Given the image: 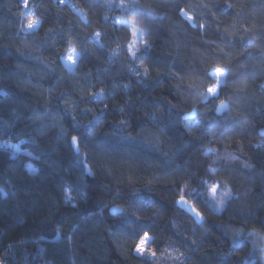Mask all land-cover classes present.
I'll use <instances>...</instances> for the list:
<instances>
[{
	"label": "trees",
	"instance_id": "trees-1",
	"mask_svg": "<svg viewBox=\"0 0 264 264\" xmlns=\"http://www.w3.org/2000/svg\"><path fill=\"white\" fill-rule=\"evenodd\" d=\"M0 155V264H264V0H0Z\"/></svg>",
	"mask_w": 264,
	"mask_h": 264
},
{
	"label": "rangeland",
	"instance_id": "rangeland-1",
	"mask_svg": "<svg viewBox=\"0 0 264 264\" xmlns=\"http://www.w3.org/2000/svg\"><path fill=\"white\" fill-rule=\"evenodd\" d=\"M126 23L128 24V26L131 28L132 32H133V42L131 43L130 46V50L132 53H134V48H138L141 46V43L144 42V34H145V29L141 28L139 25H137L133 20H128L126 21ZM75 50V51H73ZM69 57H71V59H69ZM78 57H79V52L75 49V48H70L69 51L67 52V54L63 57L64 59V63L66 65V67L69 70H74L78 61ZM221 70V69H216L214 70V74L216 75V73ZM223 70V74L220 76L219 78V82H224L225 80V70ZM212 88H215L216 92H217V86H214ZM223 108V107H222ZM56 154L58 155H63L65 156L66 153L64 150L62 149H58L56 151ZM5 162V157L4 155H0V166H2ZM152 239V236L150 234H148V239L145 240V235L142 237V239L140 240L139 244L137 245V247L135 248V252L137 254H146V255H150V250L148 249L150 241ZM145 240V243L143 244V248L144 251L140 252L137 250L138 246L141 245V241Z\"/></svg>",
	"mask_w": 264,
	"mask_h": 264
},
{
	"label": "water",
	"instance_id": "water-1",
	"mask_svg": "<svg viewBox=\"0 0 264 264\" xmlns=\"http://www.w3.org/2000/svg\"><path fill=\"white\" fill-rule=\"evenodd\" d=\"M196 116V108L192 109L189 113L185 114V117L193 118ZM178 205L182 206L186 212L194 218L197 223L204 221V215L202 212L197 209V207L186 197H184V202L180 201V198L177 200ZM118 210L117 207L113 208V212Z\"/></svg>",
	"mask_w": 264,
	"mask_h": 264
},
{
	"label": "snow or ice",
	"instance_id": "snow-or-ice-1",
	"mask_svg": "<svg viewBox=\"0 0 264 264\" xmlns=\"http://www.w3.org/2000/svg\"><path fill=\"white\" fill-rule=\"evenodd\" d=\"M37 23H38L37 20H34V19L29 20L28 27H29V28H32V27H33L35 24H37ZM73 51H75V50H73ZM69 59H71V57H69ZM222 74H223V70H222V69L219 70V71L216 73V78H217V81H218V82H219V78H220V76H221ZM208 91H209V93L212 94V95H215V94H216V90H215V88H210ZM75 139H76V138L73 137V140H75ZM211 192H212L213 196H215V194H216V186H212V188H211ZM180 201H181V202H184V196H183V195L180 197ZM219 202L222 203V201H219ZM144 235H145V240H147V239H148V234L145 233ZM145 240H142V241H141V245H139L138 248H137L138 251H140V252H143V251H144L143 244L145 243Z\"/></svg>",
	"mask_w": 264,
	"mask_h": 264
}]
</instances>
